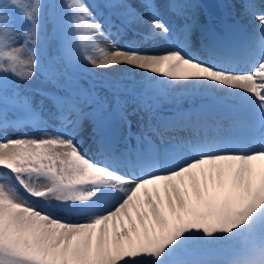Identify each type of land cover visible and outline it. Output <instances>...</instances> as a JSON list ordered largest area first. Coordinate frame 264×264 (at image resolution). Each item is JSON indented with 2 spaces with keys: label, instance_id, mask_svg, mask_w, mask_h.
Segmentation results:
<instances>
[{
  "label": "snow or ice",
  "instance_id": "1",
  "mask_svg": "<svg viewBox=\"0 0 264 264\" xmlns=\"http://www.w3.org/2000/svg\"><path fill=\"white\" fill-rule=\"evenodd\" d=\"M191 7L164 6L183 20L173 29L156 0H103L96 14L85 0H0V264H264V4L244 6L248 38L226 26L199 46ZM137 25L156 46L118 47ZM38 73L50 88L29 91ZM84 73L119 74L102 85L116 127ZM177 91L209 103L133 145L125 104Z\"/></svg>",
  "mask_w": 264,
  "mask_h": 264
},
{
  "label": "bare ground",
  "instance_id": "2",
  "mask_svg": "<svg viewBox=\"0 0 264 264\" xmlns=\"http://www.w3.org/2000/svg\"><path fill=\"white\" fill-rule=\"evenodd\" d=\"M156 2L159 4V5H161V7H162V11H163V15H162V17H161V19L169 26V27H171V25L172 24H174L173 25V29H175L176 28V26L178 25V24H181V23H183V20L182 19H175V15L174 14H172L171 12H168L165 8H164V6L169 2V0H156ZM224 2H225V5L229 8V12L230 13H232L233 11L236 13V14H239V9L237 8V5H236V2L234 1V0H224ZM202 13V11H201V8L200 9H197V10H194V9H192V10H190L189 12H187V16H188V20H189V22L190 23H195V22H192L191 21V18H190V14H192V15H194V16H196V14L198 15V14H201ZM99 17H98V20H102L103 22H104V16H101V15H98ZM201 24V22H199V25ZM144 27H146V26H144ZM192 40L194 41V38L192 37ZM100 42H101V46H103L102 45V42H104L105 43V45L108 47L109 46V43H110V41L109 40H107V39H105V40H100ZM123 44V42H120V43H118L117 44V46L119 47V46H123L122 45ZM154 46H156V44L155 45H153V46H151V47H149V48H152V47H154ZM160 46H162V45H160ZM95 71H97V72H102V71H106V70H102V69H97V70H95ZM109 79H115V78H119V74H116V75H114V76H111V77H108ZM193 97H195V98H202V97H200V96H193ZM188 98H187V96H183V95H181L180 93H179V91H177L176 92V95L174 96V97H169L167 100H165V101H162V102H160V103H163L164 105H167V104H170V105H172V104H175V103H177V102H179V101H182V100H187ZM189 99H191V97H189ZM127 106L125 107V108H127V114H130V117L132 118V120H133V123H135V125H133L132 126V124H131V126H132V129H134V128H137L138 130H141V128L138 126V119H140V116H141V114H143V117H142V121H144V128L147 126L146 125V122H145V114L141 111V110H139L138 109V105L137 104H132V103H127L126 104ZM141 108H145V110L147 109V107L146 106H143V105H141L140 106ZM126 114V113H125ZM89 120H85V122H84V128H83V133H82V135L83 134H86V132L87 131H89V133L91 132V127H89ZM89 136H90V134L89 135H83V137L79 140L81 143H90V140H89Z\"/></svg>",
  "mask_w": 264,
  "mask_h": 264
},
{
  "label": "rangeland",
  "instance_id": "3",
  "mask_svg": "<svg viewBox=\"0 0 264 264\" xmlns=\"http://www.w3.org/2000/svg\"><path fill=\"white\" fill-rule=\"evenodd\" d=\"M90 1L91 0H85V3L90 6ZM51 2H53V0H43V3L46 4V5L47 4H50ZM56 2H59V0H56ZM92 8H93V6H92ZM48 11H49L48 9H45V15L48 14ZM22 26L23 25L19 22V18H17L16 27L19 29ZM50 33H51V30L49 28L48 29V35L49 36H50ZM43 36H44V34L42 33V38H43ZM54 49H55V42L52 43V48L50 49V52L53 51ZM83 75L84 76H87V78H89V80L91 82H94V83H102V82L105 81V79H109L108 77L107 78H102V77H97V76H94V75H90L88 73H84ZM93 78L95 80H100V81H95ZM83 84H84V87H87V84L88 83H83ZM48 88H50V86L48 84H46V82L44 80V77L38 73L37 74V78H36L35 82L32 84L31 89H29V91L34 92L37 89H48ZM97 91H98V93L100 94L101 97H105L109 101V109L108 110L110 112L111 105H112V103H114V98L112 97L111 92L107 88H101V87H97ZM122 98H125V97H122ZM40 99H41V97L39 95H36L35 96V100L36 101H39ZM181 105H185V104H181ZM49 110H50L49 102L47 100H45L44 101V109H43V116H44L45 119H49L50 118L49 117ZM89 110H91V109L90 108L89 109H86V111H89ZM159 110L160 109H157V111H159ZM83 135L85 136V135H88V134L86 133V134H83ZM83 135H81L80 137H78V140H80L83 137Z\"/></svg>",
  "mask_w": 264,
  "mask_h": 264
}]
</instances>
